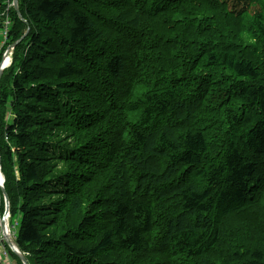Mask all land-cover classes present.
Listing matches in <instances>:
<instances>
[{"label": "trees", "instance_id": "1", "mask_svg": "<svg viewBox=\"0 0 264 264\" xmlns=\"http://www.w3.org/2000/svg\"><path fill=\"white\" fill-rule=\"evenodd\" d=\"M18 8L0 158L28 263L264 264V0Z\"/></svg>", "mask_w": 264, "mask_h": 264}, {"label": "rangeland", "instance_id": "2", "mask_svg": "<svg viewBox=\"0 0 264 264\" xmlns=\"http://www.w3.org/2000/svg\"><path fill=\"white\" fill-rule=\"evenodd\" d=\"M9 1V3L12 5L14 2H13V0H8ZM231 1V0H230ZM15 10V9H14ZM23 21H24V23L26 24V26H27V28H26V30H25V32L23 33V35L25 34V36L29 33V29H30V23L29 22H27L26 21V19H24V18H21ZM5 21V24L7 25L8 24V22H9V20L8 19H5L4 20ZM22 36V35H21ZM240 36H241V38L244 40V41H246L247 40V38H246V36L243 34V33H240ZM9 56V55H8ZM262 59L264 60V58L262 57ZM7 61H9V63H11V59H9L8 57H7ZM263 62V67H264V61H262ZM83 100L85 101V99L83 98ZM8 118H9V116H8ZM50 133H53L52 135H55L56 133H58V138H60V137H66V136H69V135H72L71 134V132L70 131H67V130H65L64 128H55L53 131H50L49 129H46V131H45V134H46V137L50 134ZM36 134V136H38L39 135V133L37 132V133H35ZM67 140H71V141H73L72 140V138L70 137L69 139H67ZM1 176L4 178V176H3V173L1 172ZM3 206H4V211H5V208H6V206H5V201H4V199H3ZM4 216H6V219H8L7 218V213H5V214H3V217ZM11 221L14 223V226H15V228L16 229H18V227L20 226V224H19V217H16V218H14V219H11ZM3 226V225H2ZM6 227V229H7V226H5ZM10 227V229H11V226H9L8 225V228ZM9 229V230H10ZM7 231H8V229H7ZM12 231V230H11ZM11 236V235H10ZM12 237V236H11ZM0 256H1V250H0ZM17 258V257H16ZM16 258H12V261L11 262H8V263H6V262H2L1 260H0V264H20V262L16 259ZM22 263V262H21ZM23 264V263H22Z\"/></svg>", "mask_w": 264, "mask_h": 264}, {"label": "water", "instance_id": "3", "mask_svg": "<svg viewBox=\"0 0 264 264\" xmlns=\"http://www.w3.org/2000/svg\"><path fill=\"white\" fill-rule=\"evenodd\" d=\"M14 6H15V9H16L17 11H19V10H18V5H17V0H14ZM25 34H26V33H25ZM25 34H24V36H25ZM24 36H23V37H24ZM23 37H22V38H23ZM15 44H16V43H14L12 46H15ZM1 74H2V70L0 69V77H1ZM0 173H1V159H0ZM1 189H2V193H3V196H4V198H5V202H6V212H5V213H7V211H8V198H7V195H6V192H5L4 188L1 187ZM2 219H3V223L5 224L6 216H4ZM5 237H6L5 239L7 240L8 244H9L10 246H12V247H15L14 252H15L16 255L20 258V260H21L24 264H28L26 258L24 257V255L22 254V252L19 250L18 246H17L15 243H13V242L8 238L7 234L5 235Z\"/></svg>", "mask_w": 264, "mask_h": 264}, {"label": "bare ground", "instance_id": "4", "mask_svg": "<svg viewBox=\"0 0 264 264\" xmlns=\"http://www.w3.org/2000/svg\"><path fill=\"white\" fill-rule=\"evenodd\" d=\"M10 55L12 54V51L8 52Z\"/></svg>", "mask_w": 264, "mask_h": 264}]
</instances>
